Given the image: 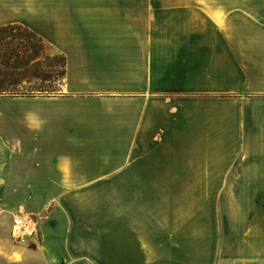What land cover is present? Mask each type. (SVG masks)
Returning <instances> with one entry per match:
<instances>
[{"label":"crops","instance_id":"0c3cea01","mask_svg":"<svg viewBox=\"0 0 264 264\" xmlns=\"http://www.w3.org/2000/svg\"><path fill=\"white\" fill-rule=\"evenodd\" d=\"M15 23L65 75L0 95V264H264V0H0ZM194 181L219 182L215 239L189 234Z\"/></svg>","mask_w":264,"mask_h":264},{"label":"rangeland","instance_id":"374dc122","mask_svg":"<svg viewBox=\"0 0 264 264\" xmlns=\"http://www.w3.org/2000/svg\"><path fill=\"white\" fill-rule=\"evenodd\" d=\"M15 24H17V23H15ZM23 26H25V25H23ZM25 27H27V26H25ZM16 35H17L18 39L15 40L14 43H16V42L18 43L20 38L23 36L21 33L16 34ZM35 35H36V37L34 39H28V42H29V44L33 43V45H35L34 53H36V55H38V59L31 61L28 64V66H27L28 72L23 74V76L25 75V76H27V78H24L22 80V82H21L22 87H19V89L22 91H26V89H28V88L30 89L32 87H36L38 85L44 84V83H42V81L40 79L35 78V75L38 73H41L42 70L46 68V64L48 63L47 59L45 58V53H46L47 47H44L37 39V37H39V36L37 34H35ZM0 48H2V45L0 46ZM16 49H17V47L15 48V50ZM23 51L25 52L26 55H29L32 52L30 47L25 48ZM14 52H16V51H14ZM25 54H22L21 58H23L25 56ZM3 72L4 71L2 69H0V74L4 75ZM16 75L17 74H14L12 77H16L18 79L19 77H17L18 75L17 76ZM20 76H22V75H20ZM19 80H21V79H19ZM60 90H61V88H60ZM60 90H58L56 92H52V93H46L44 91L34 90L33 91L34 93L31 95H11V96L47 97V96H54V95L59 94ZM0 95H3V94H0ZM4 95H10V94H4ZM2 101H3V104H1V108L6 109V110H25V109H31V108L41 110L43 108L44 109H49V108L50 109H57V108L61 107L60 105H58L56 103V101H55V103L51 102V101H45V102L34 101V102H31L30 100L21 102V101L14 99V98H9L7 100L2 99ZM63 107H71L72 108V106H63ZM84 118L88 119L86 117H84ZM60 134L63 135L62 137L59 138V139H61V141L67 140L69 138V137L63 138V137H66L69 135L68 132H61ZM160 135L161 134H156V136H158V137H160ZM66 151H67L68 156H71V157L79 156L78 153H77V155L76 154L73 155L74 153L73 154L69 153V151L72 152L74 150H66ZM83 151H86V150H81V152H79L81 156H85L83 154ZM91 151H92L91 153L93 156H97L100 158L106 156L105 155L106 150H98L99 153H96L97 150H91ZM118 151L121 152V150H118ZM133 151H135V155H136L137 150H133ZM148 151L152 152L151 155H157V156H161V157L171 156V153H170L171 151L169 149H156V150H148L147 149L146 152H148ZM34 152H37V151L34 150ZM191 155L195 156L194 153H192ZM218 183L219 182H203V181H194L193 182V186H194L193 197L190 198L191 200H189V202H188V205L192 204V207H193V212H192L193 220L191 223L192 229H188V231H189V234H191V232H192V237H194V239L201 238L204 234L208 235L212 239H215L217 236L220 235L219 230L216 228V226L218 227V225H219V218H218L219 213L215 212V208L217 207V204H218L217 203V200H218L217 194L218 193L215 194V192H216L215 189H217ZM211 184H216L213 187V188L216 187L214 190H210V187H208ZM18 199H21V198H18ZM38 199L39 198H34V201H36ZM261 201H262V204H264V198H262ZM26 206L28 207V205L25 204V209H26ZM26 212H28V209ZM190 215H191V212H188V215H187L188 218ZM240 215H248V214H240ZM250 215L254 216V219L257 220L259 222V224L264 223V213L258 212L256 214L253 213ZM34 217H35V215H34ZM181 218H182V213H180L178 215V220L181 221L180 220ZM191 224L188 223V226L190 227ZM7 234L10 237L9 231Z\"/></svg>","mask_w":264,"mask_h":264},{"label":"trees","instance_id":"16d2710c","mask_svg":"<svg viewBox=\"0 0 264 264\" xmlns=\"http://www.w3.org/2000/svg\"><path fill=\"white\" fill-rule=\"evenodd\" d=\"M19 33L23 36L18 43H14V41L18 39L16 34ZM35 37L36 35L32 31L21 24H7L0 26V46L2 45V48H0V69L4 71V75L0 74V94L31 95L34 93V90L44 91L46 93L60 90L59 87L62 78L65 75V58L63 55L52 54L47 50L45 53V58L48 61L46 68L43 69L41 73L35 75V78L40 79L44 84L30 89L28 88L26 91L19 89V87H22V80L27 78V76H23V74L28 72V64L31 61L38 59V55L34 53L35 45H33L32 42V44H29L28 42V39H34ZM37 39L44 47H46L40 37H37ZM16 47L17 49L15 50ZM27 47H30L32 50L29 55H26L23 51ZM22 54H25V58H21ZM14 74H17L18 76H16L19 78L12 77Z\"/></svg>","mask_w":264,"mask_h":264},{"label":"built area","instance_id":"2783aa9c","mask_svg":"<svg viewBox=\"0 0 264 264\" xmlns=\"http://www.w3.org/2000/svg\"><path fill=\"white\" fill-rule=\"evenodd\" d=\"M35 231V222L29 217L16 216L12 220L11 236L17 242L24 240Z\"/></svg>","mask_w":264,"mask_h":264}]
</instances>
